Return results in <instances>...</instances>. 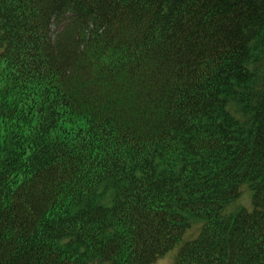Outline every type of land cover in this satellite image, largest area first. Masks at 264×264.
I'll return each mask as SVG.
<instances>
[{"label":"trees","instance_id":"1","mask_svg":"<svg viewBox=\"0 0 264 264\" xmlns=\"http://www.w3.org/2000/svg\"><path fill=\"white\" fill-rule=\"evenodd\" d=\"M170 251L264 264V0H0V264Z\"/></svg>","mask_w":264,"mask_h":264},{"label":"rangeland","instance_id":"2","mask_svg":"<svg viewBox=\"0 0 264 264\" xmlns=\"http://www.w3.org/2000/svg\"><path fill=\"white\" fill-rule=\"evenodd\" d=\"M175 251L163 256L156 264H173Z\"/></svg>","mask_w":264,"mask_h":264}]
</instances>
